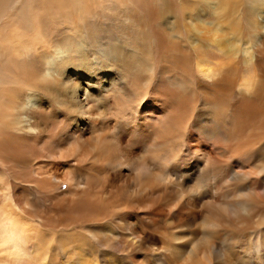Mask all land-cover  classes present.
<instances>
[{"label": "bare ground", "instance_id": "bare-ground-1", "mask_svg": "<svg viewBox=\"0 0 264 264\" xmlns=\"http://www.w3.org/2000/svg\"><path fill=\"white\" fill-rule=\"evenodd\" d=\"M0 264H264V0H0Z\"/></svg>", "mask_w": 264, "mask_h": 264}, {"label": "rangeland", "instance_id": "rangeland-1", "mask_svg": "<svg viewBox=\"0 0 264 264\" xmlns=\"http://www.w3.org/2000/svg\"><path fill=\"white\" fill-rule=\"evenodd\" d=\"M166 82V84H169L170 82L169 81H165ZM64 187V186H63Z\"/></svg>", "mask_w": 264, "mask_h": 264}]
</instances>
